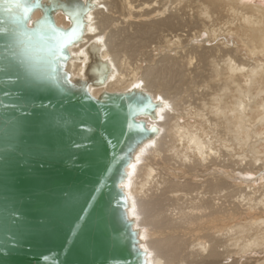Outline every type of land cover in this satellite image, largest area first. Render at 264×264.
Masks as SVG:
<instances>
[{
    "label": "bare ground",
    "instance_id": "bare-ground-1",
    "mask_svg": "<svg viewBox=\"0 0 264 264\" xmlns=\"http://www.w3.org/2000/svg\"><path fill=\"white\" fill-rule=\"evenodd\" d=\"M249 1L93 0L69 49L71 77L83 79L76 57L104 40L113 72L92 96L140 83L171 108L141 118L161 131L126 169L148 264H264V4Z\"/></svg>",
    "mask_w": 264,
    "mask_h": 264
},
{
    "label": "water",
    "instance_id": "water-1",
    "mask_svg": "<svg viewBox=\"0 0 264 264\" xmlns=\"http://www.w3.org/2000/svg\"><path fill=\"white\" fill-rule=\"evenodd\" d=\"M42 6H48V0H40ZM80 4H87L91 11L96 7L93 0H79ZM36 0H29V6L33 7L30 13L31 22L41 19L43 12L35 7ZM68 7H72L68 5ZM39 12V17L32 20V15ZM89 11V12H90ZM63 11L57 10L51 13V19L55 27L68 33L74 27L73 21L69 20L66 28L58 26L55 15ZM87 15L82 17L84 27L79 39L72 40L62 50L60 55L54 57V67L58 76L66 74L71 78L73 87L71 96L62 94L57 89L42 88L29 95L36 107L31 109V115L27 117L34 129H40L47 112L52 109L39 107L40 104L49 102L59 110L77 113L81 108L87 110L90 115L86 123L94 127H101L98 113H108L105 125L107 132L111 134L116 143L115 148L105 145L95 135L92 139L95 144L92 148L74 149L71 140H80V133H72L71 136L64 135L52 138H42L37 155L26 156L21 159L19 166L15 169V189L20 197L22 211L27 218V230L23 234L13 236L12 233H0V264H148L147 253L141 247L140 231L134 225V218L130 215V202L125 187H119L121 177L127 180L129 162L133 164L136 155L144 147V141L140 143L130 154L127 152L128 144L141 138L139 132H132L126 137H121L120 127H126L127 121L133 123V127L139 124L148 129L153 125H146L141 118H148L156 121L155 111L147 110L143 114L139 108L143 103L138 101L134 111L127 107V92H101L97 97L92 96L90 87H102L113 72L107 60L100 58V44L90 42L81 51L83 55L76 57L81 60L85 56L81 78H72L68 70V63L74 57L70 53V47L82 43L83 35L87 30ZM66 17V16H65ZM0 27H9L12 24V15L0 11ZM67 40V35H65ZM66 58V59H65ZM107 63L108 78L103 84H97L98 71L94 69L98 64ZM87 86V92L84 91ZM7 90V86L4 87ZM90 94L94 100L87 99ZM143 95L150 98L153 106L159 101L142 89L133 90V96ZM162 105V104H161ZM159 105V107H161ZM159 108L156 109L158 111ZM158 128V127H157ZM150 135L152 140L158 135ZM123 150V151H122ZM123 155L124 159L118 164L112 163V158ZM130 155V161H129ZM106 181V186L101 187L98 182ZM115 182V186H113ZM97 187L101 191L95 192L97 200L94 207L88 214V220L84 224V231L89 238L91 251L86 250L79 239H73L70 232V225L73 223L76 213L70 211L54 212V206L68 197L69 192L79 193L81 203L87 200ZM7 195V192H4ZM104 209L102 219L98 216V210ZM0 215L3 211L0 210ZM19 219V217H17ZM18 237V239H17ZM115 239V246L112 242ZM16 243L13 244V240Z\"/></svg>",
    "mask_w": 264,
    "mask_h": 264
},
{
    "label": "snow or ice",
    "instance_id": "snow-or-ice-1",
    "mask_svg": "<svg viewBox=\"0 0 264 264\" xmlns=\"http://www.w3.org/2000/svg\"><path fill=\"white\" fill-rule=\"evenodd\" d=\"M68 5L72 7L70 8ZM35 7L40 9L43 15L40 20L33 23L30 17L33 7L29 6V0H0V11L12 15L11 26L0 27V210L3 211V215H0V233H12L13 236L23 234L27 230V218L22 211L20 197L15 189V169L19 166L22 158L39 153L43 143L42 138L55 139L64 135L71 136L74 132L80 133V140L72 139L70 146L85 151L95 144L92 139L93 135L113 149L116 143L121 142L113 141L111 134L103 127L108 115L106 111L98 113L101 127H94L92 124L86 123L90 113L83 108L77 113L57 111L50 102L39 105L45 109H52L46 113L40 129H34L31 121L27 119L31 115L30 110L36 107L30 93L42 88H52L66 96L72 95L70 91L73 87L71 78L66 74L58 76L53 61L55 56L60 55L67 43L80 38L84 27L82 17L90 11L88 5L80 4L79 0H48L47 7L42 6L40 0H36ZM57 10L63 11L66 18L74 23V27L68 33L58 30L51 19V13ZM87 18L91 24L93 17L88 14ZM0 23L3 22L0 21ZM90 31L95 32L96 29L90 28ZM65 35H67V40H65ZM96 43L103 44V38H99ZM96 51L100 52L103 49H96ZM94 70L99 73L96 83L103 84L108 78L107 63L98 64ZM5 86H7V90H4ZM137 89H141L140 83H134L127 92L128 109L134 111L138 101L146 100L147 102L139 108V112L143 114L147 110L155 111L156 117L163 120V112L165 109L170 111V106L157 97L159 104L154 107L150 98H146L142 94L132 95L133 90ZM84 91L87 92V86ZM87 99L95 101V98L90 94L87 95ZM95 103L98 104L100 101H95ZM161 104L162 108L159 107ZM157 108L159 111H156ZM134 131L139 132L141 138L128 144L127 152L129 154L140 143L150 141L144 143L140 155L136 156L138 164L145 150L155 146L152 137L144 134H157L161 129L155 125L148 129L139 124L133 127L131 121H127L126 127L124 125L120 127L121 137H126ZM123 159L124 156L118 154L112 158V163L118 164ZM128 167L134 170L136 164L129 162ZM131 175L132 172L127 173V177H131ZM124 179L125 177L120 178L119 187L121 188L125 187ZM98 183L103 187L107 182L100 181ZM113 186H115V182H113ZM101 187H97L83 203H81L79 193L74 194L70 191L68 197L53 208L54 212L76 213L74 221L70 225L71 236L73 239L78 238L85 249L89 251L92 249L84 231V224L97 200L95 192L101 191ZM5 191L7 192L6 196L4 195ZM98 216L100 219L103 218L104 209L98 210ZM112 242L115 246L114 238H112ZM15 243L14 239L13 244ZM144 251L147 253V249Z\"/></svg>",
    "mask_w": 264,
    "mask_h": 264
},
{
    "label": "rangeland",
    "instance_id": "rangeland-1",
    "mask_svg": "<svg viewBox=\"0 0 264 264\" xmlns=\"http://www.w3.org/2000/svg\"><path fill=\"white\" fill-rule=\"evenodd\" d=\"M249 2H251V3H253V4H258V5H260V4H264V0H250ZM232 46H233V45H232ZM236 46H237V45H235V46H233V47H236ZM237 50L239 51L240 48H238ZM237 50H236V53H237L238 55H241V51H240V53H239ZM197 97H198V95L195 94V95H194V98H192L191 101H192V100H196ZM196 101H197V100H196Z\"/></svg>",
    "mask_w": 264,
    "mask_h": 264
}]
</instances>
